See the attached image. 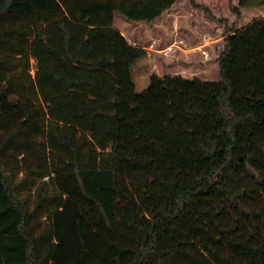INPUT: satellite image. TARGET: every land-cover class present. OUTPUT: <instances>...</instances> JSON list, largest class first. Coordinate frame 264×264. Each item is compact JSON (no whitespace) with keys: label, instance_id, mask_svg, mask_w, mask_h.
<instances>
[{"label":"trees","instance_id":"1","mask_svg":"<svg viewBox=\"0 0 264 264\" xmlns=\"http://www.w3.org/2000/svg\"><path fill=\"white\" fill-rule=\"evenodd\" d=\"M175 2L0 0V264H264V18L218 59L224 159L117 165L114 16Z\"/></svg>","mask_w":264,"mask_h":264},{"label":"rangeland","instance_id":"2","mask_svg":"<svg viewBox=\"0 0 264 264\" xmlns=\"http://www.w3.org/2000/svg\"><path fill=\"white\" fill-rule=\"evenodd\" d=\"M237 6L238 0H176L150 24L115 14L119 168L218 165L224 159L218 59L229 31L264 18L261 8L242 9L239 19ZM217 134L216 156L199 151L200 139Z\"/></svg>","mask_w":264,"mask_h":264}]
</instances>
